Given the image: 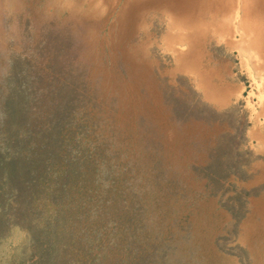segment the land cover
Segmentation results:
<instances>
[{
	"label": "rangeland",
	"instance_id": "rangeland-1",
	"mask_svg": "<svg viewBox=\"0 0 264 264\" xmlns=\"http://www.w3.org/2000/svg\"><path fill=\"white\" fill-rule=\"evenodd\" d=\"M0 264H264V0H0Z\"/></svg>",
	"mask_w": 264,
	"mask_h": 264
},
{
	"label": "bare ground",
	"instance_id": "bare-ground-1",
	"mask_svg": "<svg viewBox=\"0 0 264 264\" xmlns=\"http://www.w3.org/2000/svg\"><path fill=\"white\" fill-rule=\"evenodd\" d=\"M254 38V40H255V37H253ZM248 39V38H247ZM252 42V41H251ZM255 42V41H254ZM254 44V43H253Z\"/></svg>",
	"mask_w": 264,
	"mask_h": 264
}]
</instances>
